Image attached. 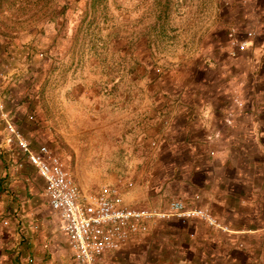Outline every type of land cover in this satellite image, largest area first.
Listing matches in <instances>:
<instances>
[{
  "label": "rangeland",
  "instance_id": "374dc122",
  "mask_svg": "<svg viewBox=\"0 0 264 264\" xmlns=\"http://www.w3.org/2000/svg\"><path fill=\"white\" fill-rule=\"evenodd\" d=\"M0 106L4 127L5 117L33 148L48 145L85 192L113 185L138 207L210 201V184L182 180L205 160L198 149L215 156L223 133L245 134L251 160L264 161V0H0ZM197 113L209 142L190 151L176 132ZM171 129L175 142L162 144ZM0 136L16 174L26 157ZM44 185L33 178L34 191L16 196L36 218L13 228L19 249L1 239L2 263L75 264ZM250 196V226L262 217L263 229L237 246L251 256L205 249L171 217L102 264H207L202 249L209 264H264V191Z\"/></svg>",
  "mask_w": 264,
  "mask_h": 264
},
{
  "label": "crops",
  "instance_id": "0c3cea01",
  "mask_svg": "<svg viewBox=\"0 0 264 264\" xmlns=\"http://www.w3.org/2000/svg\"><path fill=\"white\" fill-rule=\"evenodd\" d=\"M217 112L222 113L217 110H212L210 114L213 115ZM196 116H198V119H190L191 121L188 119L184 127L180 125L179 127L181 128L178 127V131L176 132L182 133V137H180L179 141L190 146V151L191 149L193 150V146H205L207 142H209L207 136L205 137L204 135L206 129L198 113ZM1 119L0 116V134L6 132L4 122H1ZM198 121L200 123H198ZM217 126L216 129L219 133H223V128L220 127V125ZM171 130V139L170 136L167 135L164 137L165 139L162 144L165 142L167 145H170L175 142L173 136H178V134H176L173 129ZM229 134V132L223 133L222 136L220 138L218 137L215 141L216 145L225 147L223 153L219 151L218 154L210 157L207 156V152L203 148L200 150L198 149L196 153L194 152V158L201 159L205 157V162L203 161L201 165L197 164L193 166L191 168V173L189 171L182 179L186 184L202 190L207 184H210L209 186L212 189L206 192V194L209 193L210 195V201L209 198L205 200V198L199 197V195L196 194L195 197H199V200L192 206H202L209 209L218 220L228 226V231L225 232L209 227L200 220L181 222L175 218L171 219L181 222L183 227L187 228L188 236L194 239L192 242H195L197 245H203V248H205L206 244L209 242L211 245H214L215 248L217 246L218 249L222 251L225 250V253H229V256L232 257V261H234L235 257L238 258V255H234L235 253L239 254V252H241L245 257L251 256L246 254L245 250L237 246L238 244L245 246L242 240L244 237L242 233H257L258 236L263 229L262 226L260 227L259 223V220L263 219L262 217L257 218L259 220H255L258 224L254 221V224L250 226V221L253 219V216L249 215L245 208L247 203L250 204L253 199L250 195H253L255 190L256 193L264 191V180L257 175L259 173L257 167L264 165V161L261 159V164V162L258 161L259 159L251 160L249 150L246 147L247 137L245 134H241L240 137H234ZM188 136L189 139H186ZM0 140H3L1 136ZM170 140H173V142H170ZM2 145H4L3 142L0 143V242L2 243V240L9 241L10 239V242L6 243L10 245V247H13L11 252H14V250L19 249V247L16 246V243H19V241H17L18 239L16 240L15 234L12 233L13 228L17 227L18 230H22V228L27 229L28 225L30 226V222L33 220L32 218H36V205L27 200H21L16 196L22 192L24 187L25 193L34 191V187L32 186L33 178L37 180V182H40L42 178L39 177L36 169L29 164L27 160H23V165L22 161H19L17 164L19 166L22 165L23 168H19V170H17L18 172L13 174L11 170L13 165L9 167L8 162L11 158L8 156L9 154L7 155V153H5L6 148ZM254 160L257 161L255 162ZM262 170H264V167ZM5 220L8 221L7 224L4 223ZM198 229L201 231H198ZM260 236L264 238V233ZM6 238L8 239L6 240ZM178 243H183V241ZM203 250L204 249L201 250L200 254L203 257H207L204 262L209 264L210 261L207 259L212 258L213 251H208L207 253ZM217 251L218 250H216V253ZM0 256L3 257L5 255L4 253H0ZM237 263H239V261H237L236 264ZM0 264L4 263L0 261Z\"/></svg>",
  "mask_w": 264,
  "mask_h": 264
},
{
  "label": "built area",
  "instance_id": "2783aa9c",
  "mask_svg": "<svg viewBox=\"0 0 264 264\" xmlns=\"http://www.w3.org/2000/svg\"><path fill=\"white\" fill-rule=\"evenodd\" d=\"M247 43V39L237 42L236 49H244ZM4 120L7 135L44 181L49 208L59 218V227L75 264H102L127 243L148 234L157 223L171 217L181 222L200 220L209 227L228 231V226L209 209L187 205L178 198L171 199L164 208L136 207L125 203L113 185L103 184L85 192L48 145L33 148L12 122L5 117ZM32 261L33 258H26L27 263Z\"/></svg>",
  "mask_w": 264,
  "mask_h": 264
},
{
  "label": "trees",
  "instance_id": "16d2710c",
  "mask_svg": "<svg viewBox=\"0 0 264 264\" xmlns=\"http://www.w3.org/2000/svg\"><path fill=\"white\" fill-rule=\"evenodd\" d=\"M189 117H190L192 120H193V118H194V119L196 118L195 115H192V117H191V116H189ZM181 137H182V136H181ZM164 139H165V138H164ZM184 139H185V138H184ZM186 139H189V136L186 137ZM187 141H188V140H187ZM164 143H165V142H164ZM170 145H171V144H170ZM169 151H170V150H169ZM169 154H170V152H169ZM192 155H193V154H192ZM192 155H191V156H192ZM186 160H187V159H186ZM188 168H189V171H190V173H191V167L189 166ZM173 169H174V168H173ZM173 169H172V170H173Z\"/></svg>",
  "mask_w": 264,
  "mask_h": 264
}]
</instances>
